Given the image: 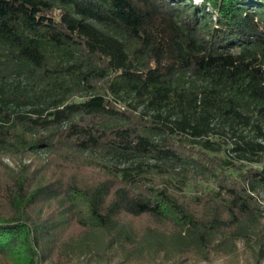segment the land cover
I'll use <instances>...</instances> for the list:
<instances>
[{
	"label": "trees",
	"instance_id": "trees-1",
	"mask_svg": "<svg viewBox=\"0 0 264 264\" xmlns=\"http://www.w3.org/2000/svg\"><path fill=\"white\" fill-rule=\"evenodd\" d=\"M38 154L48 170L19 160ZM4 155L0 262L150 248L127 218L198 253L224 232L257 237L264 0H0ZM78 168L96 180L65 178ZM68 229L84 234L54 249Z\"/></svg>",
	"mask_w": 264,
	"mask_h": 264
},
{
	"label": "rangeland",
	"instance_id": "rangeland-1",
	"mask_svg": "<svg viewBox=\"0 0 264 264\" xmlns=\"http://www.w3.org/2000/svg\"><path fill=\"white\" fill-rule=\"evenodd\" d=\"M47 158L48 157L45 155L38 154L34 156H26L19 160H21V164L24 166H33L41 168V170H48L50 159L47 160ZM2 165L10 169L15 166L13 159L10 156L4 155L0 157V185L4 182ZM50 171L51 172L48 171L49 175L47 177L53 179L58 178V180L62 179V177L50 176L55 174L51 169ZM65 171L67 174L65 178H75L87 184L96 180V173L92 170L78 168ZM204 188L206 190H213L212 185H205ZM184 193L187 196H194L196 194L195 189L192 188V186L184 189ZM252 198L256 208L255 211L261 218V225L259 229L257 228V233H255L257 234V237L256 235H251V238L234 237L228 232L223 231V234L218 238H215L210 245L205 247L204 253H198L193 251L190 247L180 245L178 241H176L175 244L171 243V237H168L161 242L159 237H156L159 235L158 232L161 234L173 233L168 230L167 233H164L163 228L165 227L155 225L150 218H127L124 221L135 233L137 240L149 238L152 243L150 248L147 247L138 253H131L129 250H132L131 248H135L136 246L129 244L125 247L126 251L120 253L119 251H105L103 247H101L100 249L86 250L81 253L78 252L72 256L73 259L69 261V263L63 262V260L61 261L56 255L54 256L56 252L60 251L57 250L52 255V259H55V263L47 261L46 264H264V190H258L253 193ZM41 210L45 215H56L57 207L55 204H51V206L45 205ZM35 212L36 211L34 210L33 214ZM62 232L64 235L60 236L59 233L61 240L59 245L54 249H61L64 247L61 244L64 243V241H68L69 237L77 238L84 234V230H82V233L76 229L62 230ZM66 246L67 249H71V243L66 244ZM0 264L7 263L2 261Z\"/></svg>",
	"mask_w": 264,
	"mask_h": 264
}]
</instances>
